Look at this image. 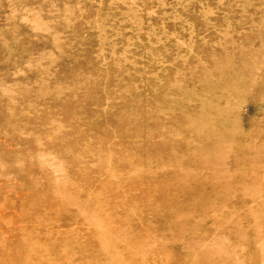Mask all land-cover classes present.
I'll list each match as a JSON object with an SVG mask.
<instances>
[{"label": "rangeland", "instance_id": "rangeland-1", "mask_svg": "<svg viewBox=\"0 0 264 264\" xmlns=\"http://www.w3.org/2000/svg\"><path fill=\"white\" fill-rule=\"evenodd\" d=\"M264 261V0H0V264Z\"/></svg>", "mask_w": 264, "mask_h": 264}, {"label": "bare ground", "instance_id": "bare-ground-1", "mask_svg": "<svg viewBox=\"0 0 264 264\" xmlns=\"http://www.w3.org/2000/svg\"><path fill=\"white\" fill-rule=\"evenodd\" d=\"M250 264H253V263H250ZM258 264H264V261H260Z\"/></svg>", "mask_w": 264, "mask_h": 264}]
</instances>
